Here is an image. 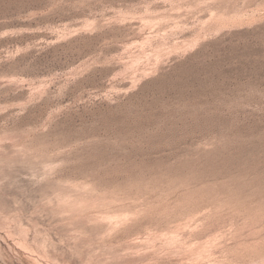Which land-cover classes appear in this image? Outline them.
Instances as JSON below:
<instances>
[{
	"label": "rangeland",
	"instance_id": "1",
	"mask_svg": "<svg viewBox=\"0 0 264 264\" xmlns=\"http://www.w3.org/2000/svg\"><path fill=\"white\" fill-rule=\"evenodd\" d=\"M0 264H264V0H0Z\"/></svg>",
	"mask_w": 264,
	"mask_h": 264
}]
</instances>
